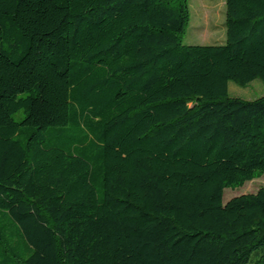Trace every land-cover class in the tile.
Segmentation results:
<instances>
[{
	"label": "trees",
	"instance_id": "1",
	"mask_svg": "<svg viewBox=\"0 0 264 264\" xmlns=\"http://www.w3.org/2000/svg\"><path fill=\"white\" fill-rule=\"evenodd\" d=\"M187 44L189 0H0V264H264V0Z\"/></svg>",
	"mask_w": 264,
	"mask_h": 264
},
{
	"label": "rangeland",
	"instance_id": "2",
	"mask_svg": "<svg viewBox=\"0 0 264 264\" xmlns=\"http://www.w3.org/2000/svg\"><path fill=\"white\" fill-rule=\"evenodd\" d=\"M191 21L185 34L187 44H223L226 42V0H189ZM229 95L253 100L264 95V82L255 79L246 86L235 81L229 82ZM264 187V175L246 182L237 188H226L224 203L231 198L247 193H255Z\"/></svg>",
	"mask_w": 264,
	"mask_h": 264
}]
</instances>
